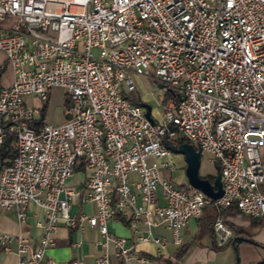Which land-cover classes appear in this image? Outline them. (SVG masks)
Masks as SVG:
<instances>
[{"label": "built area", "instance_id": "1", "mask_svg": "<svg viewBox=\"0 0 264 264\" xmlns=\"http://www.w3.org/2000/svg\"><path fill=\"white\" fill-rule=\"evenodd\" d=\"M0 52V76L12 70L11 82L0 80V144L9 134L15 142L0 164V207H13L19 221L29 201L44 209L35 245L16 235L17 264H54L45 249L62 221L86 220L126 258L131 246L109 233L110 219L163 221L180 243L209 199L222 240L232 235L228 206L264 215V0H0ZM134 74L171 93L159 120L131 98ZM55 85L71 99L70 116L39 121L42 105L25 97L46 100ZM177 135L218 164V197L166 173L174 169L166 141ZM78 164L84 193L66 183ZM78 197L92 200L96 212L71 214ZM9 238L0 231L3 249ZM152 238L164 248L163 238ZM109 263L101 253L92 264Z\"/></svg>", "mask_w": 264, "mask_h": 264}, {"label": "crops", "instance_id": "2", "mask_svg": "<svg viewBox=\"0 0 264 264\" xmlns=\"http://www.w3.org/2000/svg\"><path fill=\"white\" fill-rule=\"evenodd\" d=\"M1 56L0 52V58ZM11 79L12 70L10 68L8 82L3 84H8ZM131 176L136 177V174L133 172ZM84 180L85 173L83 169L79 168L75 169L73 174L66 179V183L79 186L81 193H84L86 189ZM177 181L179 183L187 182ZM158 195L159 201L163 202L160 189ZM69 212L75 216L79 212L92 214L96 212V205L92 200L78 197L71 203ZM123 218L128 221L130 219L129 216ZM43 219L44 209L33 201L27 203L26 217L23 221L17 219L16 210L13 207H0V231L10 235L8 249H3L0 245V264H17L16 235H28L30 243L35 245L43 232ZM107 227L110 234L125 236L126 244L131 246V253L126 258L115 256L113 241L111 239L104 240V236L97 227L90 225L86 220L74 225L60 222L53 233L54 244L45 249V256L54 259V264H92L101 253L109 255V264H140L137 259L138 255L154 257L163 264H237L232 242L220 249L215 248V245L220 244L228 237L222 240L216 231L214 235L205 234L197 237L198 216L190 218L184 226L180 243L172 241L171 231L163 221L148 227L141 217L137 218L135 225L125 222L122 218L110 219L107 222ZM148 234V238L142 237ZM153 236L164 239V248L158 247L157 243L153 241ZM262 244L264 242H261ZM262 246L264 247V245ZM262 259H264V255ZM238 264H241L239 258Z\"/></svg>", "mask_w": 264, "mask_h": 264}, {"label": "rangeland", "instance_id": "3", "mask_svg": "<svg viewBox=\"0 0 264 264\" xmlns=\"http://www.w3.org/2000/svg\"><path fill=\"white\" fill-rule=\"evenodd\" d=\"M10 68L5 69L0 80L2 83L8 82ZM135 88L133 92L137 94L141 101L147 102L151 106V115L159 120L162 113V100L165 96L171 93L163 90L156 82L143 75L134 74ZM30 96V97H29ZM26 102L38 106L45 105L44 118L47 122L58 124L65 120V112L71 99L66 95L62 86H50L48 89V98L41 100L37 95H27ZM174 169L167 171L174 179L179 181H187L184 165V155L179 151H173L171 154ZM199 173L201 175L215 174L217 172L216 163L210 162L207 153L202 151L199 155ZM264 218V215L262 216ZM239 218L236 226L244 228L248 233H251L252 238L256 241L242 240L237 246V255L241 264H257L264 255V247L261 242H264V219L262 222L251 223L249 220Z\"/></svg>", "mask_w": 264, "mask_h": 264}, {"label": "trees", "instance_id": "4", "mask_svg": "<svg viewBox=\"0 0 264 264\" xmlns=\"http://www.w3.org/2000/svg\"><path fill=\"white\" fill-rule=\"evenodd\" d=\"M167 96L164 97V99L162 100L165 101ZM131 98L135 101L140 103L141 102V98L135 94L134 92L131 93ZM44 109H45V105L43 104L41 107V112L39 114V116L37 117V120H44ZM181 141H187V139L182 136V135H177L175 138H173L170 141H166L167 144H169L170 146L181 142ZM194 146L196 148L197 145L194 144ZM15 152V142H14V136L13 134H9L4 140L3 142L0 144V164H3L5 162H8L9 159L11 158V156L13 155V153ZM83 167L82 164H78L75 169H79ZM217 173V172H216ZM215 173V174H216ZM215 174H206L204 176L212 179ZM216 216V208L212 202L211 199H209L203 206L202 212L201 214L198 216V232H197V237L203 236L205 234H209V235H214L215 230H214V226H213V221L215 219ZM244 218L249 220L251 223H258V222H262L263 221V217H256V216H251L249 214L243 213L240 210L237 209V207L235 206H228L227 208H225L223 210V218H224V222L230 227L232 234L233 235H242V236H247L251 239L252 235L251 233H248L244 228L242 227H238L236 226V222L239 221V218ZM122 219L125 222H129L128 220L124 219L122 217ZM233 235L229 236L226 240H224L223 242H221L218 245H215L216 249H220L222 247H224V245H226L229 242H232L233 239ZM243 239H234V243L237 247V244L242 241ZM254 240V239H253ZM251 241V240H249ZM256 242V241H254ZM260 262H264V259H262Z\"/></svg>", "mask_w": 264, "mask_h": 264}, {"label": "water", "instance_id": "5", "mask_svg": "<svg viewBox=\"0 0 264 264\" xmlns=\"http://www.w3.org/2000/svg\"><path fill=\"white\" fill-rule=\"evenodd\" d=\"M162 84L159 83V86ZM140 105L145 108V114L147 117L153 121V117L151 115V106L144 101L140 102ZM65 118L70 116L68 111L65 112ZM173 151H179L184 155L185 165L184 171L187 178V182L205 192L210 198L214 199L218 197L222 193V186L220 180V173L217 170L215 176L210 179L204 175L199 173V162H200V152L199 150L189 141H181L172 146ZM218 169V164H216ZM234 239H243V240H251L255 241L247 236L242 235H233L232 243H234ZM264 245V244H262ZM236 253V260L238 264V255H237V247L233 244Z\"/></svg>", "mask_w": 264, "mask_h": 264}]
</instances>
